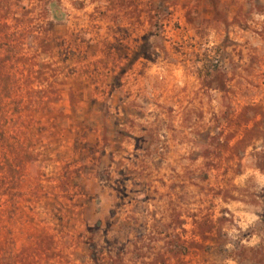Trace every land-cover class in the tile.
Instances as JSON below:
<instances>
[{"label":"rangeland","instance_id":"374dc122","mask_svg":"<svg viewBox=\"0 0 264 264\" xmlns=\"http://www.w3.org/2000/svg\"><path fill=\"white\" fill-rule=\"evenodd\" d=\"M52 2L0 0V36L26 58L9 72L49 100L4 251L264 264V0Z\"/></svg>","mask_w":264,"mask_h":264},{"label":"trees","instance_id":"16d2710c","mask_svg":"<svg viewBox=\"0 0 264 264\" xmlns=\"http://www.w3.org/2000/svg\"><path fill=\"white\" fill-rule=\"evenodd\" d=\"M39 1L44 11H53L52 0ZM14 44L11 36L7 34L0 36V52L4 53L0 54L6 62H10L7 64L9 68H6L7 65L3 63L0 64V230L4 228V225L1 226L2 223L13 221L17 210L16 204L23 199L21 183L25 166L36 161L35 157L38 156L28 136L38 122L39 112L37 110L49 101L44 102L41 99L36 101L32 97L25 100V96L34 94L35 90L32 88L33 84L30 79L29 81L28 79L20 80L16 78L17 72L14 70L13 73L9 72L11 69H16L15 64L22 60L26 61V58H23L24 55L17 56L14 53ZM31 66L35 67V64ZM218 73V69L213 70L209 67L207 70L209 76ZM36 74L37 71L30 67L28 76L32 77ZM47 87V92L54 94V90H51L49 85ZM36 190V187H31L28 194L36 197ZM23 258L21 253L9 254L4 251L0 234V264H22Z\"/></svg>","mask_w":264,"mask_h":264}]
</instances>
